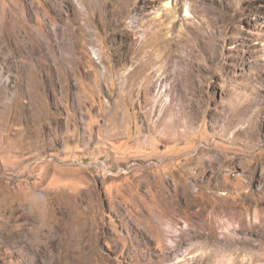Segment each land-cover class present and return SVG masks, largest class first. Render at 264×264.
Segmentation results:
<instances>
[{"label": "rangeland", "instance_id": "obj_1", "mask_svg": "<svg viewBox=\"0 0 264 264\" xmlns=\"http://www.w3.org/2000/svg\"><path fill=\"white\" fill-rule=\"evenodd\" d=\"M0 42V264H191L220 205L194 264H264V0H0Z\"/></svg>", "mask_w": 264, "mask_h": 264}, {"label": "bare ground", "instance_id": "obj_2", "mask_svg": "<svg viewBox=\"0 0 264 264\" xmlns=\"http://www.w3.org/2000/svg\"><path fill=\"white\" fill-rule=\"evenodd\" d=\"M4 47L5 46L2 45L1 43L0 48L4 49ZM220 206L222 207L212 208L210 210V216L204 219L206 221L205 224L204 222L201 223V225L204 224L203 226H205V229L203 231L197 228L198 226H200L199 224H197L196 228H194V225L192 222L188 221V219L187 221H185V224L187 226L185 235H186V240H187L188 252L191 253L196 249L198 250L196 255H189L188 259L190 260L191 264H194L196 262L195 261L196 259H199L198 261L199 263H201L204 260L203 258L224 259L225 256L232 253V249H233L232 246L234 245V242L246 240L244 232L241 233V236L238 235V232L240 230H243L244 227H246V224L243 222V220L241 218H237L238 225H235L234 222L232 221V217L234 214L233 212L228 210L230 207L228 208L223 205H220ZM220 213L226 216V219L223 220L222 222L218 221V225L223 227V230L218 232L215 227H207V226L210 225L212 222L218 220V216ZM261 225H263L261 221L259 222L252 221L250 222V225L249 226L247 225V226L251 229L252 226H261ZM261 249L262 248L257 245H254V247H250V251H249L250 256L243 258L242 261H249L250 259L252 260L255 259L257 256L262 254L259 251ZM225 252H228V253H225ZM263 254H264V251H263Z\"/></svg>", "mask_w": 264, "mask_h": 264}]
</instances>
